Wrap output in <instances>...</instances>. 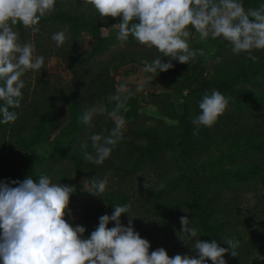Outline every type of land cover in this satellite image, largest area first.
Segmentation results:
<instances>
[{
  "label": "rangeland",
  "instance_id": "rangeland-1",
  "mask_svg": "<svg viewBox=\"0 0 264 264\" xmlns=\"http://www.w3.org/2000/svg\"><path fill=\"white\" fill-rule=\"evenodd\" d=\"M245 9L247 10L246 7ZM82 13L87 19H90L91 12L87 10L75 13L74 16H79ZM57 17L58 14L52 15L49 25L44 29L40 28L38 32H33L31 28L23 26L24 40L21 38L20 30L16 25L13 26L14 31L19 34V42L34 45V55L45 58L44 66L40 70H28L22 77L25 82L24 89L30 93L36 91L45 98L54 96V89H72V91L79 89L82 94L87 95L89 90L83 87V82L79 77L75 78L67 60L62 57V52H66L69 57L78 54L89 55L90 66L84 73H81L84 74L83 78L100 75L104 68V66L101 67V64L104 62L111 60V65L116 66L118 56L125 54L127 65L118 72H114L112 69L109 71L110 77L114 81L113 85L117 89L118 85L123 83L134 92L138 85L143 86L142 91L135 94L139 99L140 113L137 117L126 120V125L129 123L150 125L154 129H160L165 134V138L175 137L177 142L180 141L181 127L176 120L169 116L170 111L178 115L183 114L181 104L175 100L173 94L172 84L169 80L170 70L159 72V74H164L160 76L158 72L152 74L144 71V65H141L144 57L149 62L160 57L165 63L169 62V58L163 57V54L155 47L139 44L132 36H129L126 41H120L117 38L118 23L122 21V17L101 18L96 15L91 30H86L85 27L75 30L73 24L63 22ZM35 27L39 28V25ZM61 31L65 33L66 40L62 46H57L52 36ZM189 44L197 53L203 49L204 54H197L189 64L171 61L174 64V70L176 65L180 64L179 74L182 76L192 75L193 65L201 62L205 68L206 78L212 81L218 78L221 67L227 62L236 58L242 60L248 58L247 53H234L232 45L222 37L216 39L208 37L202 41L199 34L196 33L193 39H189ZM253 53L262 57L264 49L253 50ZM253 73L258 74L256 79L240 82L234 86L236 94L228 97L230 98L229 106L220 116L222 118L220 125H214L211 128L199 126L198 134L195 135L193 142L195 147L193 165L194 170L199 172V176L205 181L211 182L213 186L217 185L227 192V198L223 204L229 208V220L232 221L235 228L233 233L239 234L245 242H249L253 247L254 252L249 263L261 264L264 263V173L255 174L250 178H232L227 188L224 179L222 178L220 181L218 179L224 170L241 163L255 161L264 165V152L260 153L242 147L239 150H233L229 147L215 146V142H222L224 136L229 132L241 129L245 131L244 133L259 136L264 131V104L243 100L244 94L250 89L264 90V72H260L256 68ZM188 98L192 108L190 115L194 119L200 114L199 101L202 96L192 95ZM238 115L240 119L237 122L234 117H238ZM220 117L217 122L221 120ZM56 135L57 131L55 130L48 141L29 146L14 141L8 134L3 135L0 139V154L2 153L4 157L0 163V182L5 180L23 181L29 176L38 180L41 175H47L53 183L74 185L76 191L71 195L69 204L71 215H66L65 219L74 227L76 225L85 227L86 232L82 238H88L89 235V228L83 225L85 210L101 208L104 214L111 215L114 207L110 208L109 201L106 199L113 196V203L118 200L115 205H131L130 214L124 213L120 218L124 226L129 225L131 218L135 230L139 233H150L155 239H159L162 242L161 247L168 252L170 257L177 254L193 256L192 246L185 245L179 239L178 232L182 229L181 216L188 217L190 226L196 227L194 225L196 212L192 209L182 211L180 207L175 206L176 201L183 199L178 186L172 187L163 195L155 193V188L159 184L158 173L161 170L179 172L178 159L174 154L153 151L152 145L147 139L142 140L144 151L141 153L130 155L114 152L112 158L117 162L124 160V164L131 167L133 171L125 173L119 168L108 167L105 171L97 173L93 178L102 180L107 177L108 184L102 196L93 195L87 191L92 187L93 178H88L72 169L73 161L64 155L69 150L75 149L77 143L73 141L72 136L55 141ZM132 157L138 158L140 162L136 165ZM59 168L66 170L67 179L58 178L60 176ZM14 175L17 176L16 179H13ZM85 180L86 190L83 183ZM147 181L149 188L144 187ZM178 212H180L179 215ZM113 226H115V222H110L108 225L109 228ZM229 232L225 229L219 234L217 242L221 247L228 246L225 240L230 239ZM224 259L227 262L228 259Z\"/></svg>",
  "mask_w": 264,
  "mask_h": 264
},
{
  "label": "clouds",
  "instance_id": "clouds-1",
  "mask_svg": "<svg viewBox=\"0 0 264 264\" xmlns=\"http://www.w3.org/2000/svg\"><path fill=\"white\" fill-rule=\"evenodd\" d=\"M85 3L93 5L101 18L122 17L118 23L120 41L132 36L139 44L155 47L169 58L167 63L160 57L142 61L148 73L167 72L174 67L173 60L189 64L197 54H204L203 49L197 53L190 47V26L200 40L222 37L232 45L234 53H247L254 62L258 58L252 55L253 50L264 49V5L246 10L241 0H85ZM55 4L56 0H0V101H3L0 123L17 119V113L9 109L20 107L25 87L22 77L28 70H40L45 62L43 56L34 55V45L19 42L13 26L22 23L38 32L35 26L55 10ZM52 39L62 46L66 35L61 31L53 34ZM142 89L138 85L134 92L121 83L108 98L113 103L110 111L101 102L84 112L85 125H91L95 116L105 113L114 125L107 136L89 137L95 155L85 151L87 161L102 165L111 156L123 139L126 120L121 111L130 110L128 101ZM229 100L216 89L210 94L205 92L199 101L200 114L192 121L196 126L194 134H198L201 125L213 126L228 109ZM81 147L87 149L88 144ZM83 183L86 190V180ZM107 184V177L93 178L87 191L102 196ZM144 187L149 188L148 181ZM75 191L74 185L53 183L47 175L38 180L29 176L23 181L0 182V264H207L209 259L213 264H226L224 256L229 249L216 240L202 241L198 229L190 226L186 216L180 217L182 229L178 237L192 246L198 258L187 254L170 257L162 247L150 253V242L135 230L132 219L128 226L121 223L122 214H130V204L113 205L112 214L99 217L90 237L82 238L85 227H74L65 219L71 215L70 197ZM110 222H115V226L109 228ZM225 243L230 245L231 254L237 256L239 240L228 239Z\"/></svg>",
  "mask_w": 264,
  "mask_h": 264
},
{
  "label": "trees",
  "instance_id": "trees-1",
  "mask_svg": "<svg viewBox=\"0 0 264 264\" xmlns=\"http://www.w3.org/2000/svg\"><path fill=\"white\" fill-rule=\"evenodd\" d=\"M241 2L247 9H258L261 5H264V0H242ZM85 10L91 12L90 19H87L83 13L79 16H74L75 13L84 12ZM54 14H58L57 18L59 20L73 24L75 30L84 29V27L86 30H91L93 28L94 16L99 15L94 6L86 4L85 0H56L55 10L51 14L41 18L38 24L39 29H44L49 25L51 17ZM16 27L20 30L21 38L24 40L22 23L16 24ZM190 31L192 32L190 39H193L196 32L191 26ZM61 55L67 60L75 78L79 77L83 82V87L89 90V94L84 95L79 89L75 91H72V89H54V96L45 98L36 91L30 93L23 88L20 107L9 109L17 113V119L8 124L0 123V139L3 135L8 134L14 141L29 146L30 144L37 145L48 141L55 130L57 131V135L54 138L55 141L72 136L77 146L75 149L64 153V155L73 161L72 169L88 178H93L97 173L105 171L108 167H116L125 173H132V168L124 164V160L117 162L112 158L113 153L120 152L130 155H134L137 152L141 153L144 151L142 140L147 139L152 145L153 151L171 152L176 156L179 163L177 164L179 172L163 169L158 173L159 184L155 188V193L163 195L172 187L178 186L180 189L179 193L182 194L183 199L176 201L175 206L180 207L182 211L192 209L196 212L194 225L198 229L200 239L208 242L212 240L218 241L219 234L226 229L230 231L228 233L230 239L239 240L240 242L236 249L237 256L231 254V247L227 244L226 248L229 249V252L224 256V258L228 259L226 264H250V258L253 255L254 249L239 234L233 233L235 228L232 221L229 220V208L223 204L227 198V192L221 189V187L217 185L213 186L211 182L205 181L204 178L199 176L200 173L194 170L195 147L193 142L196 135L194 134L196 126L192 123L193 118L190 115L192 108L190 107L188 97L192 95L203 97L205 92L210 94L212 89L220 91L226 97L233 96L236 94L234 90L236 84L257 78L258 74H254L253 70L257 68L260 72H264V56L261 57L252 52V55L258 58L255 62L249 58L246 60L232 59L221 67L219 71L220 75L212 81L206 78L205 68L201 62L193 65L192 75L189 76L179 74L181 67H179L180 64H177L175 70L173 68L170 69L171 76L169 80L172 84L175 100L180 102L183 114L178 115L170 111L169 116L180 125L181 140L177 142L175 137L165 138V134L160 129H154L150 125L129 123L123 130V139L113 149L111 156L102 165H96L87 161L83 155L85 151L95 155L89 137L92 134L107 136L108 131L114 126L113 121L105 113L95 116L91 125H85L82 116L88 108L101 102L108 106L109 111L112 109L113 103H109L108 98L115 94L116 88L113 85L114 81L110 77L109 71L110 69L114 72L120 71L122 67L127 65V56L120 54L116 60V66L111 65V60L104 62L101 64V67L104 66V68L100 75L83 78L84 74L82 75L81 73H84L90 66L88 63L89 55L78 54L77 56L69 57L66 52H62ZM144 60L148 59L144 57L142 61ZM141 65L144 64L141 62ZM158 75L163 76L164 74L158 73ZM244 97L243 100L264 104V90L250 89L244 94ZM0 106H3V101H0ZM128 106L130 109L128 112L121 111V115L124 116L125 120L133 119L139 115L140 104L138 97L133 96L128 101ZM239 115L238 117H234L237 122L240 119ZM220 119V121L214 123L215 126L220 125L222 118L220 117ZM0 120H2V115H0ZM224 123L226 124L225 119ZM244 132L241 129L236 132H229L224 136L222 142H215V146L229 147L233 150H239L242 147L256 150L260 153L264 152V131L259 136H252ZM84 143L88 144L87 149L81 147ZM3 158V154L1 153L0 163ZM132 159L136 165L140 162L138 158L132 157ZM58 172L60 174L58 178L67 179V172L64 168H59ZM263 173V164L255 161L241 163L220 173L218 181L223 178L225 187L227 188L232 178H250L255 174ZM16 177L14 175L13 179H16ZM107 200L109 201L110 208H113L118 201L113 203V196L107 198ZM179 214L180 212H178ZM102 215L104 213L101 208H88L85 210L83 225L89 228L88 238L98 226L99 217ZM140 235L150 242V253L161 247L162 242L159 239H155L152 234L144 232L140 233ZM179 249L181 250V248ZM192 255L198 258L195 251ZM207 264H212V261L209 259Z\"/></svg>",
  "mask_w": 264,
  "mask_h": 264
}]
</instances>
